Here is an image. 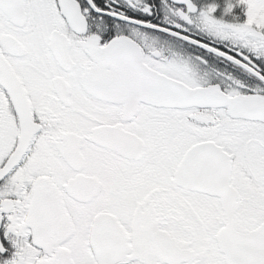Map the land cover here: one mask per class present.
<instances>
[{
    "label": "snow or ice",
    "instance_id": "obj_1",
    "mask_svg": "<svg viewBox=\"0 0 264 264\" xmlns=\"http://www.w3.org/2000/svg\"><path fill=\"white\" fill-rule=\"evenodd\" d=\"M0 264H264V0H0Z\"/></svg>",
    "mask_w": 264,
    "mask_h": 264
}]
</instances>
